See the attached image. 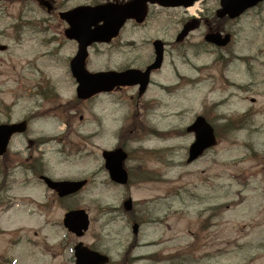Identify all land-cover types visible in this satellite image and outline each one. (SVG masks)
<instances>
[{
  "label": "rangeland",
  "instance_id": "1",
  "mask_svg": "<svg viewBox=\"0 0 264 264\" xmlns=\"http://www.w3.org/2000/svg\"><path fill=\"white\" fill-rule=\"evenodd\" d=\"M52 1L48 13L38 0H0V45L7 46L0 49V121L45 112L32 133L55 138L41 149L63 177L89 178L77 203L91 225L81 238L68 233L62 210L43 213L28 200L41 190L18 182L15 205L0 209V264H75L79 241L110 254V264H264V2L219 23L233 35L225 48L190 47L203 42L200 30L176 47L187 12L152 6L145 24L129 22L116 42L89 48L87 60L93 72L143 69L154 59L153 41L168 40L146 94L128 88L80 100L70 69L78 47L63 39L58 14L101 0ZM219 7L220 0H205L188 13L210 16ZM201 114L219 142L188 163L194 134L186 128ZM117 147L129 154L123 186L102 158ZM134 222L142 224L138 236Z\"/></svg>",
  "mask_w": 264,
  "mask_h": 264
},
{
  "label": "water",
  "instance_id": "2",
  "mask_svg": "<svg viewBox=\"0 0 264 264\" xmlns=\"http://www.w3.org/2000/svg\"><path fill=\"white\" fill-rule=\"evenodd\" d=\"M154 2L155 0H151ZM195 0H172L170 4L189 6ZM263 0H221V6L218 10L220 17L229 15L231 18L240 16L250 7L257 5ZM147 1L133 0L125 4L112 2L96 6H79L71 11L65 12V17L71 25L66 34L70 38L79 41V52L71 62L74 76L79 82L77 89L80 98H89L92 95L111 91L116 86L141 84V93L145 92L149 83V76L152 69L158 68L163 60V50L161 42L157 41V60L149 66L146 72L138 69H127L122 72L107 71L91 73L85 65L88 57L87 47L97 41H111L113 37L119 34L120 29L127 19L134 18L139 22L144 21L147 15ZM51 6L49 1H44ZM168 3V2H167ZM100 22H103L99 25ZM208 41L220 46L227 45L231 40V35L224 37L221 33H210L207 36ZM25 123L14 125H2L0 127V151H4L9 137L17 130H24ZM189 131L196 133V141L190 148L189 162L195 160L204 151L217 143L213 126L203 117L199 116L195 123L188 128ZM104 156L107 160V168L110 170L111 177L118 183H127L128 174L123 167V162L127 158V153L123 149L115 151H105ZM85 182H58L56 187L63 195L72 193L80 189ZM127 209H131V200L126 202ZM65 225L77 235L82 236L89 227V216L85 210L72 211L66 215ZM135 232L138 226H134ZM77 264H106L109 258L99 252L91 250L89 247L80 243L76 246Z\"/></svg>",
  "mask_w": 264,
  "mask_h": 264
},
{
  "label": "flooded vegetation",
  "instance_id": "3",
  "mask_svg": "<svg viewBox=\"0 0 264 264\" xmlns=\"http://www.w3.org/2000/svg\"><path fill=\"white\" fill-rule=\"evenodd\" d=\"M110 0H102L103 2H108ZM127 1V0H121ZM205 1V0H200ZM54 3V1H53ZM157 7L163 9L169 8H182V7H167L155 4ZM153 6V5H152ZM187 12V17L183 18L180 21V27L177 28L174 34L173 43L176 47L180 45H185L188 41L191 40V37L195 34L197 30L201 31V35L204 38L209 31H216L218 28H221V24L215 21L214 14L208 13H199L196 15H190L187 8H184ZM59 15V14H58ZM61 19V18H60ZM62 20V24L66 22ZM135 25L137 24L132 21ZM192 22V23H190ZM190 23L192 30L189 31L188 35L185 38L180 39L182 31L185 26ZM67 26V25H66ZM65 29H63V37L66 41H71L77 44L74 40H69L65 37ZM122 35H119L117 38L113 39L110 44L116 42L121 38ZM159 39V38H156ZM165 46V51L169 47L170 42L166 39H162ZM96 44V43H95ZM93 44V45H95ZM107 44V43H101ZM181 46V47H182ZM206 46L205 40L203 42L191 44L190 47L202 48ZM152 60L148 62L150 64ZM147 65V66H148ZM129 87H121L115 89V91L126 90ZM136 88V87H134ZM138 88V87H137ZM139 95V93H138ZM140 96V95H139ZM36 116V117H35ZM41 115L29 114L24 116L20 120H15L8 116L6 120L0 121V126L4 123H17L21 121L27 122V128L25 131L14 133L9 141V144L3 153H0V209L4 208L6 210L11 209L15 203L13 190L15 185L19 183L24 187H29L31 189L41 190V198L37 199L35 197L29 196L28 200L34 201L36 206L43 212L47 213L48 210L52 208L59 207L62 210V215L60 218V223L63 227V218L64 215L75 209H80L79 203H77V198L83 192V190L90 184L89 178H84L87 181V184L80 191L69 193L67 195H61L60 192L54 187L53 183L64 180H80L79 177H63L60 173L57 172V168L54 163L48 160V151L41 149L42 145L48 144L50 141L55 140L53 137H47L41 139L39 135H33L32 133V123L36 118H39ZM37 201V202H36ZM135 206L130 212H134ZM65 211V212H63ZM133 219H135V214H133Z\"/></svg>",
  "mask_w": 264,
  "mask_h": 264
},
{
  "label": "bare ground",
  "instance_id": "4",
  "mask_svg": "<svg viewBox=\"0 0 264 264\" xmlns=\"http://www.w3.org/2000/svg\"><path fill=\"white\" fill-rule=\"evenodd\" d=\"M199 8V2L194 4L192 7L190 8H187V10L190 12V13H194L197 9ZM113 117V116H112ZM54 123L56 124L58 122V120L54 119L53 120Z\"/></svg>",
  "mask_w": 264,
  "mask_h": 264
}]
</instances>
